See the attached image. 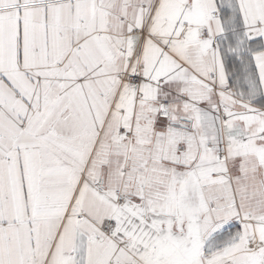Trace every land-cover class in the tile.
Instances as JSON below:
<instances>
[{
    "label": "snow or ice",
    "instance_id": "6c2138e0",
    "mask_svg": "<svg viewBox=\"0 0 264 264\" xmlns=\"http://www.w3.org/2000/svg\"><path fill=\"white\" fill-rule=\"evenodd\" d=\"M0 264H264V0H0Z\"/></svg>",
    "mask_w": 264,
    "mask_h": 264
}]
</instances>
